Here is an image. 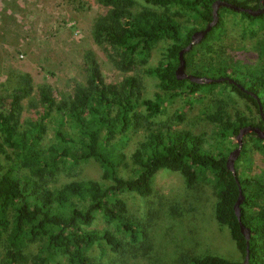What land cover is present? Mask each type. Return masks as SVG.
I'll return each instance as SVG.
<instances>
[{
    "label": "trees",
    "instance_id": "1",
    "mask_svg": "<svg viewBox=\"0 0 264 264\" xmlns=\"http://www.w3.org/2000/svg\"><path fill=\"white\" fill-rule=\"evenodd\" d=\"M140 1L146 6L136 9L137 0H99L108 9L95 20L93 34L96 42L116 49L121 72L139 67L157 80L160 94L154 98L140 99V83L133 76L106 83L93 65L84 84L75 83L71 92L59 96L47 85L34 89L26 73L8 72L0 84V264H94L90 254L94 247L124 254L147 235L130 216L124 195L150 196L162 170L179 173L188 189L209 184L216 199L214 218L228 230L241 261L248 246V264H264V170L250 174L248 149L258 150L264 160V140L254 133L244 136L234 164L238 182L226 168L231 151L222 141L220 149H205L204 136L169 127L149 130L127 161L123 152L127 134L142 118L157 117L169 98L198 97L217 89L218 98L201 115L218 140L232 143L246 126L264 130L256 99L236 86L225 81L199 85L175 77L179 52L190 43L193 32L211 22L216 0ZM225 1L261 8V0ZM227 13L264 28V15L251 17L220 8L217 25L184 54L185 70L198 77L233 78L257 95L264 112V37L255 45L258 67L223 56L215 45L225 32ZM181 17L197 27H182L177 20ZM165 40L170 44L163 59L147 68L152 49ZM231 94L242 102L234 107V114L227 103ZM25 100L27 118H23ZM90 161L101 167L102 181L56 184L60 173L75 174ZM241 161L247 167L240 168ZM239 189L241 221L250 230L248 245L234 210ZM32 246L33 254L28 253ZM181 264L235 263L206 254L185 257Z\"/></svg>",
    "mask_w": 264,
    "mask_h": 264
},
{
    "label": "rangeland",
    "instance_id": "2",
    "mask_svg": "<svg viewBox=\"0 0 264 264\" xmlns=\"http://www.w3.org/2000/svg\"><path fill=\"white\" fill-rule=\"evenodd\" d=\"M2 1V0H1ZM7 0L4 10L0 6V84L8 72L30 75L34 89L47 85L57 96L69 93L75 83L84 84L89 68L106 83H119L125 77H135L140 83V99H152L156 93L157 80L146 75L143 68L121 72L117 66V51L94 38V22L104 15L107 7L99 0ZM136 9L146 6L137 0ZM225 32L215 45L223 56L236 61H246L258 67L257 41L264 37V28L248 24L235 13L224 16ZM182 27H197L185 17L177 19ZM248 29H252L253 34ZM169 41H160L152 49L146 67H155L162 59ZM213 93H201L198 97L178 96L169 98L163 111L154 119L144 117L127 134L123 152L129 156L144 140L149 130L169 127L173 130L202 135L205 149L229 147L235 149V140L229 143L218 140L213 126L201 113L212 106ZM237 95L228 97V105L242 106ZM236 103V105H235ZM211 104V106H210ZM23 118H27V100L23 103ZM180 119H177V116ZM252 170L258 174L264 170V160L258 150L249 146ZM247 162L238 163L240 168ZM70 180L102 181L99 164L90 161L80 166L75 174L60 173L56 184ZM130 216L145 229L141 242L128 246L122 255L94 247L90 254L94 264H181L188 256L218 255L231 263L241 262V256L226 228L214 218L215 193L209 184L199 183L188 189L177 172L162 170L153 181V192L148 197L125 194ZM35 247L28 253L33 254ZM2 251L0 249V258Z\"/></svg>",
    "mask_w": 264,
    "mask_h": 264
},
{
    "label": "water",
    "instance_id": "3",
    "mask_svg": "<svg viewBox=\"0 0 264 264\" xmlns=\"http://www.w3.org/2000/svg\"><path fill=\"white\" fill-rule=\"evenodd\" d=\"M261 3L263 4V6L261 8L253 10L251 8H245V7L238 6L236 4L227 2L225 0H216L212 4V20H211V22L208 23L203 29H200V30L193 32L191 35L190 43L179 52V64L175 70V77L177 80H188L192 83H196L199 85H204V84L209 85L212 83L219 84V83H222L225 81L228 84L236 86L240 91H242L245 94H248V95H250L256 99L257 104H258V109H259V115H260L262 122L264 124L263 108H262L260 100L258 99L256 94L246 90L239 82H237L236 80H234L233 78H230V77L208 78V77H198V76H194L192 74H189L185 70V60H184V54L187 53L188 51H190V49H192L193 46L201 43V41L205 38V36L208 33H210V31L217 25V23L219 22L218 11L220 8H226V9H229V10L236 12V13L244 12V13H247L251 17H259L261 15H264V0H261ZM250 133H254L257 136V138L264 140V130H261L257 127H252V126L243 127L239 130L238 134L236 135V139H235L236 145H237L236 148L233 149L228 154L227 159H226V168L228 171H230L232 173V175L234 176V178L236 179L237 182H238V180L236 178V172H235L234 164H235V161L238 158V156L240 155V152L242 150L244 136H246L247 134H250ZM242 201H243V196H242V193L240 192V189H239V197H238V199L234 205V210H235V214H236L237 220H238L239 225H240L241 233L244 236V238L246 239V242L248 245V241L250 238V230L248 228H246L241 221L240 204L242 203ZM248 262H249V251H248V246H247L246 254H245L243 260L241 262L235 263V264H248Z\"/></svg>",
    "mask_w": 264,
    "mask_h": 264
},
{
    "label": "crops",
    "instance_id": "4",
    "mask_svg": "<svg viewBox=\"0 0 264 264\" xmlns=\"http://www.w3.org/2000/svg\"><path fill=\"white\" fill-rule=\"evenodd\" d=\"M17 4H20V1L16 0ZM7 0H0V6L3 7L4 10H7V7L5 6Z\"/></svg>",
    "mask_w": 264,
    "mask_h": 264
},
{
    "label": "flooded vegetation",
    "instance_id": "5",
    "mask_svg": "<svg viewBox=\"0 0 264 264\" xmlns=\"http://www.w3.org/2000/svg\"><path fill=\"white\" fill-rule=\"evenodd\" d=\"M263 6V4L260 2V7H262Z\"/></svg>",
    "mask_w": 264,
    "mask_h": 264
}]
</instances>
